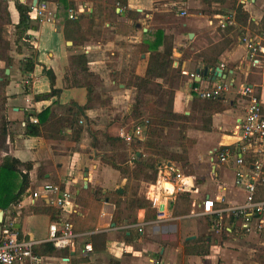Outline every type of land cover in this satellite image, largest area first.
<instances>
[{
	"label": "crops",
	"instance_id": "crops-1",
	"mask_svg": "<svg viewBox=\"0 0 264 264\" xmlns=\"http://www.w3.org/2000/svg\"><path fill=\"white\" fill-rule=\"evenodd\" d=\"M41 1L38 0V3ZM175 1L128 0V6L124 9L117 0H66L67 4H74V9L48 2L55 13V21L51 23L38 20L35 0H0V8H7L11 21L4 26V37L10 44L9 56L13 60L8 68L5 62L0 61V70L5 71L9 82L6 87L8 135L0 147V159L14 158L22 163L23 170L27 164L33 167L30 172L31 189L19 204L7 211L2 210L5 223L14 222L20 239L36 246L50 243V226L71 219L75 213L81 220L91 217L95 225L93 231L77 234L78 238L71 247L57 249L53 255L44 256L46 264H112V261L118 264H211L208 260L212 258L213 264H264V232L255 229L250 233L245 232L240 220L231 222L228 212L221 217V220L225 217L229 219L225 235L210 237L194 233L183 237V226L193 222L192 216L183 215L174 220V206L179 197H185V192L172 197L168 209L173 218L169 220L159 221L157 213L155 219L147 221L146 210L132 208L134 197L124 206L128 193L125 184L130 176L133 178V163L139 160L137 155L127 174L123 175L101 159L102 155L109 156L115 149L104 146L100 154L92 147L93 131L108 130L111 135H119L121 130L129 131L133 125L148 120L144 117L136 121L131 117L133 86L130 79L133 75L145 77L152 51L163 52L170 46L173 50L172 67L167 78L155 79L154 85H161L163 92H168L167 89L171 91L170 87L175 86L174 113L185 117L192 114L194 83H199L198 88L202 90L221 82L231 85L230 91L223 96L229 108L221 113H212L207 126L189 132L190 139L197 141L196 149L207 152L213 163L211 175L206 174L203 167H197L202 175L206 174L208 182L200 187L196 185L195 178L189 196L193 194V198L197 199L194 201L200 202V208L207 199L213 200L222 209L244 203L246 192L236 183L239 169L234 163H215V154L221 147L236 148L229 149L234 156L244 158L245 167L242 170L245 173H250L256 163H262L264 168V152L260 142L256 139L245 140L236 130L237 123L247 115L248 101L241 95L242 87H252L264 109V73L261 72L264 61L256 63L251 58L247 43L243 41L244 38L257 43L264 40V33H261L264 1L227 0L221 6L233 3V7L230 8V15L226 16L208 13L202 0H180L179 4L200 10L199 16L194 18H185L188 15L185 11L176 12L172 8L177 4ZM235 3L242 5L249 13V25H237ZM18 5L31 9V28L23 40L19 39L17 29L20 23ZM71 10L75 12V18L71 19L69 15L68 19L65 16ZM184 12L186 15H183ZM1 15L0 11V26ZM103 17L111 20L100 26L99 19ZM227 27L236 30L230 32ZM143 46L149 49L144 51ZM79 54L88 56L90 73L96 77L91 101L85 88L73 87L69 81L70 57ZM30 58L35 68L32 73H26L23 64ZM206 59L215 60L216 66L208 65ZM217 67L224 73L222 78L213 81V70ZM206 68L210 77L201 75L200 79L198 70L203 72ZM46 71L52 73L53 80ZM177 76L179 79H175ZM53 88L60 90L61 94L48 101H36L37 95L51 92ZM54 103L58 104L54 111L60 116L66 114L72 103L81 108L80 122L85 128L83 134L77 138L68 129L60 140L27 137V121L38 120L37 116ZM119 112L126 123L116 122L115 116ZM148 125L143 123L144 137L133 142L143 144L146 141ZM142 144L138 146L144 149ZM110 157L118 162L122 160L121 155ZM199 157L208 156L202 154ZM168 162L176 163L167 161L164 164ZM20 182L21 179L18 184ZM46 184H58L72 194V203L66 212L62 213L49 205L47 199L33 203L32 194ZM260 186H264V182L257 188L258 198L264 200L259 193ZM168 187L172 189V186ZM85 191L89 194H83ZM96 191H101L100 197L94 196ZM162 192L158 174L157 181L143 186L138 196L152 203V197ZM241 193L244 194V201L239 203L237 198ZM82 195L89 199L86 208L82 206L83 202L82 207L79 204ZM115 195L118 199L113 201ZM119 200L123 204L121 221L117 224L114 215ZM47 206L55 209L56 214L35 213L36 208L44 209ZM130 216L137 217V224H129ZM221 220L219 228L223 227ZM218 222L217 218L215 221L212 219V229L217 228ZM139 226L143 231H139ZM128 236L132 237L127 239ZM192 236L196 239L188 241ZM197 240L207 248L206 254H192L194 245L186 243ZM88 245L92 251H86ZM68 250L70 255L66 256L65 251Z\"/></svg>",
	"mask_w": 264,
	"mask_h": 264
},
{
	"label": "trees",
	"instance_id": "trees-1",
	"mask_svg": "<svg viewBox=\"0 0 264 264\" xmlns=\"http://www.w3.org/2000/svg\"><path fill=\"white\" fill-rule=\"evenodd\" d=\"M46 2H55L60 3L66 8H72L73 4L66 3V0H43ZM120 4V7L128 6V0H117ZM211 3L224 4L227 0H208ZM17 9L20 13V23L17 26L18 32L20 33V40L24 39L26 32L31 28L30 26V12L31 9L27 6L18 5ZM235 10V21L238 26L243 27L247 26L250 23V15L247 11L244 10L243 6L240 4H234ZM1 11V26H0V61L5 62L6 67L8 68L13 60L9 56L10 44L4 37V26L11 23L10 17L7 11V8H0ZM218 14V13H217ZM228 31L233 32L236 30L234 27H227ZM262 29H264V22L262 24ZM262 33V31H261ZM163 38V36L161 35ZM149 48L143 46L142 50L146 51ZM154 50V49H153ZM156 50V49H155ZM152 51V49H150ZM172 53L173 50L170 46L166 47L163 52L156 50L152 51L148 70L145 77H139L133 75L130 79V82L133 86V96L130 102L131 117L134 120L144 119V114H147L149 125L147 127V139L143 144L138 141L137 144H142L144 146V151L149 155L147 159H144L143 154H137L138 161L133 163V178L137 181L141 179H150L157 181L160 167L167 161H159L154 159L155 155L164 154L163 151L159 148L157 139L161 137V129L171 126L172 121L180 119H188L187 117L180 116L173 111V92L171 95L170 103L164 102L163 98L166 93L163 92L161 85H156L154 87L155 79H165L169 74V69L172 67ZM207 64L210 66H216V61L212 59H206ZM24 71L26 73H32L35 66L32 64L31 58L26 59L23 64ZM70 83L73 87L76 88H85L88 91L90 101L91 95L94 90L96 77L94 74L90 73L89 70V58L86 54H79L70 57ZM48 76L54 78L50 71H46ZM179 79V76L175 77ZM8 78L5 75L4 70H0V147L6 140L8 135V125L9 121L7 118V103L8 97L6 95V87L8 86ZM199 87V83H194L193 93L195 95V101L198 99V95L194 92V89ZM175 89V86L171 87ZM61 94L60 90L53 88L51 92L39 94L36 96V101H48L54 97H57ZM165 106L164 109L159 107ZM58 104L54 103L52 106L46 108L38 117V122L34 123L33 121H27L25 135L27 137L41 138L44 137L50 140H60L63 138V132L71 129L74 137L79 138L85 128L80 125V110L81 108L75 103L71 104L66 114L60 116L56 114L54 109ZM204 112L212 113H221L229 108V104L225 101L223 97L217 100H205L203 105ZM116 122L126 123L122 118L121 112L117 113L115 116ZM93 143L92 147L101 154V150L104 146H107L111 149H116L122 146L123 140L119 135H111L108 130L104 131H93ZM236 149L234 146L231 147H221L215 154V163H219V156L225 149ZM151 155V157H150ZM102 161L113 167L114 169L119 170L123 175H126L129 167H124L125 162H118L114 157H110L107 154L101 156ZM221 163V162H220ZM22 163L20 161L11 158L5 157L0 159V209L7 211L13 205L19 204L27 192L31 189V180L30 172L32 170V165L27 164L25 169H21ZM123 166V167H122ZM21 179L20 184L18 180ZM58 185V184H55ZM63 190L66 188L61 186ZM101 191H96L94 194L95 197H100ZM191 190L185 192V197H190ZM83 194L88 195L89 192L85 191ZM87 196L82 195L80 197L79 204L83 202L82 206H89V199ZM105 199V198H104ZM122 200L116 202V212L114 215V222L119 223L120 217L122 216ZM132 208L134 210H146V220H153L156 218L158 211L153 208L152 203L149 199L141 198L138 195L132 201ZM81 206V207H82ZM35 213H45V214H56L55 209L51 206H47L44 209H35ZM131 217V216H130ZM131 223L137 224V217H131ZM211 219L215 221L216 217L213 216ZM92 218L86 220H81L77 214H73V217L70 219L73 230L76 234H83L90 231H93L95 225L92 222ZM231 222H235L234 217L231 216ZM132 236H128L127 239H130ZM201 241L187 242V245H194L191 249L192 254L195 255H204L207 253V248L200 244ZM33 251L36 255L40 257L51 256L56 251L57 248L52 243H46L42 245H35ZM66 256L70 255V251H65ZM112 264H118L115 261H112Z\"/></svg>",
	"mask_w": 264,
	"mask_h": 264
},
{
	"label": "built area",
	"instance_id": "built-area-1",
	"mask_svg": "<svg viewBox=\"0 0 264 264\" xmlns=\"http://www.w3.org/2000/svg\"><path fill=\"white\" fill-rule=\"evenodd\" d=\"M35 12L40 22H54L55 13L50 9L46 1H41L35 6ZM183 15H186L184 12ZM75 17V12L70 11V18ZM230 22V21H229ZM233 22V21H231ZM247 43L251 58L259 63L264 61V40L261 43L244 38ZM193 78L195 76L193 75ZM231 89V85L226 82L215 84L213 87L202 90L196 87L194 92L203 100H217L223 97ZM241 95L247 98V115L236 125L237 132L241 133L243 139H256L260 142L264 152V109L261 100L255 94L252 87L244 86L241 89ZM37 123V119H32ZM145 125L149 121H144ZM143 122V123H144ZM83 124V122H80ZM142 124H135L129 131L121 130L120 138L123 142L131 144L135 139L144 137ZM137 159V158H136ZM221 163H234L239 169L236 173V183L244 188L246 192L245 201L242 205L222 209L216 206L211 199L203 201L201 206L202 216H215L219 220L217 228L221 227V217L223 213L228 212L232 217L240 220L245 232L250 233L253 229L264 231V200L258 198V185L264 182V168L262 163H256L250 173H245L242 169L245 167V161L242 156H234L230 149H225L219 156ZM159 181L162 185V193L159 196L152 197V205L158 211V220L164 221L172 219L169 214L168 204L173 196L190 190L195 184V177L186 176L183 170L176 164L168 162L160 167ZM172 186V190L168 186ZM72 194L63 190L60 185L46 184L32 194L33 203L38 200L47 199L49 205L53 206L60 212L68 210L72 203ZM254 223L256 225L254 226ZM139 231H143L138 227ZM78 235L74 232L70 219L61 220L50 226L49 241L57 249L71 247ZM35 244L20 239L19 233L14 227V222H6L4 225L3 237L0 242V264H46L45 259L36 255L33 251ZM86 251H92L90 245L85 247ZM153 263H156L152 261ZM157 264H159L157 262Z\"/></svg>",
	"mask_w": 264,
	"mask_h": 264
},
{
	"label": "rangeland",
	"instance_id": "rangeland-1",
	"mask_svg": "<svg viewBox=\"0 0 264 264\" xmlns=\"http://www.w3.org/2000/svg\"><path fill=\"white\" fill-rule=\"evenodd\" d=\"M197 1H201V0H197ZM264 1V0H263ZM179 2H181L180 0H176L175 3L173 5V9H176L175 11L180 13L185 11L188 15L185 18H194L196 16H199V11L198 9L195 8H188L186 6H183L181 4H179ZM202 2L205 5V10L208 13L211 14H221V15H226L229 16L230 15V11L233 7V3L228 4L226 7H222L221 3L217 4V3H211L208 0H202ZM227 3V2H226ZM73 4V3H72ZM224 6V5H223ZM75 6L73 4L72 9H74ZM64 9V8H62ZM71 9V8H70ZM220 9V10H219ZM230 9V10H228ZM66 10V9H64ZM224 10V11H223ZM225 11H228V13L226 14ZM215 12V13H214ZM235 12V11H234ZM70 14L67 13V16L65 17H69ZM75 18V17H74ZM69 19V18H68ZM100 26L103 25L106 21L111 20V18L109 17H103L100 18ZM181 23V22H179ZM262 32L264 33V29H262ZM262 73H264V70H261ZM171 84L173 85V80H171ZM158 85V84H156ZM154 85V87L156 86ZM171 91L167 89L168 92H164L166 93L165 97L163 98L164 102H168L170 103L171 101V93L173 92V89L170 87ZM174 93V92H173ZM228 95V94H227ZM205 103V100L201 99L200 97H198L197 101L193 104V110H192V114H190L187 118L188 119H180V120H175L172 121L171 126H168L166 128L161 129L160 135L161 137L157 139V142L159 144V148L163 151L164 154L162 155H155L153 158L159 161H173L176 162L177 164H179L182 168H183V172L186 176H195L196 178V185L197 186H203V184H206V182H208L207 176L206 174L211 175V167L213 166V163H211L209 154L207 152H202L200 150L196 149V143L197 141H194L192 139H190V133H192V131L194 130H200L201 126H207L208 125V121L209 118L211 117L212 112H203V105ZM159 107H161L162 109L165 108V106H161L159 104ZM184 117V115H182ZM144 117L147 118V114H144ZM139 121V120H136ZM80 125H84L81 124ZM189 135V136H188ZM138 141H135L131 144L125 143L123 142V146L116 148L114 150V153L109 154L110 155H121L122 160L121 162H125V167H130V165L132 164V162L136 159V155L140 153L144 154V159H147L149 157V155L144 151L142 146H138L137 144ZM124 144H127L124 145ZM141 149V150H140ZM205 154L208 157H199L200 155ZM151 157V155H150ZM253 161V160H251ZM218 164V163H216ZM201 166L203 167V169H206V174L202 175L201 172H199V169L197 170V167ZM211 177V176H210ZM209 177V179H211ZM154 180H150L149 181L147 179H141L140 181L134 180L132 178V176L129 177V181L126 182V191L127 193V197H126V203L124 201V206L127 205V203H129L131 201V199L135 196L138 195V193L140 192V189L149 184V183H154ZM259 193L261 195L264 196V186H260L259 187ZM171 189V188H170ZM172 190V189H171ZM140 197V196H139ZM143 198V197H141ZM118 197L115 195L113 198V201L117 200ZM197 200L196 198H193V194L191 197H179L178 201L175 203L174 206V216L175 219H178L180 217L184 216H192V220L193 222L188 223V225L183 226V232L184 235L183 237L187 236V235H191V234H198L199 236L201 235H208L210 237H214V236H222L226 234L225 231V227L227 224V221H229V219L227 217H223L224 220L222 219V228H215L212 229L211 223H212V219L211 217H207V216H202L201 215V209L199 207V203L198 201H194ZM201 201V200H199ZM237 201L240 203L242 201H244V194L241 193L239 194ZM195 202V203H194ZM194 219V220H193ZM206 224V226H205ZM210 227V228H209ZM264 232V231H262ZM213 258L208 260L209 263L213 264Z\"/></svg>",
	"mask_w": 264,
	"mask_h": 264
},
{
	"label": "water",
	"instance_id": "water-1",
	"mask_svg": "<svg viewBox=\"0 0 264 264\" xmlns=\"http://www.w3.org/2000/svg\"><path fill=\"white\" fill-rule=\"evenodd\" d=\"M37 4H38V0H35V6ZM190 38L191 39L193 38V34L190 35ZM8 73H9V71H7V74ZM223 73H224V71L220 67L215 68L213 70V75H212L213 81H216L218 78H222ZM198 75H199L200 79H202L201 75L206 76V77H210L209 69L206 68L203 72L198 70ZM85 187L86 188L88 187V182H86ZM120 192H122V191H120ZM4 225H5L4 211L0 210V242H1L2 237H3ZM195 239H196V237L192 236V237H189L187 240L190 241V240H195Z\"/></svg>",
	"mask_w": 264,
	"mask_h": 264
}]
</instances>
